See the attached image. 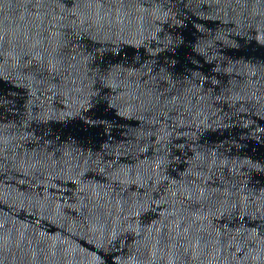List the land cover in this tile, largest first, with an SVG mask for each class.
<instances>
[{"label": "water", "instance_id": "95a60500", "mask_svg": "<svg viewBox=\"0 0 264 264\" xmlns=\"http://www.w3.org/2000/svg\"><path fill=\"white\" fill-rule=\"evenodd\" d=\"M0 264H264V0H0Z\"/></svg>", "mask_w": 264, "mask_h": 264}]
</instances>
